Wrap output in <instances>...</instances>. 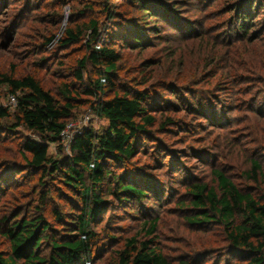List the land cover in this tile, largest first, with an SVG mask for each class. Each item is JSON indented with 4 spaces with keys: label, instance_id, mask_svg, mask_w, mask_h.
Instances as JSON below:
<instances>
[{
    "label": "rangeland",
    "instance_id": "374dc122",
    "mask_svg": "<svg viewBox=\"0 0 264 264\" xmlns=\"http://www.w3.org/2000/svg\"><path fill=\"white\" fill-rule=\"evenodd\" d=\"M254 2L258 11L246 30L238 31L228 12L233 0H0L1 70L15 78L35 77L58 101L62 84L76 87L78 101L65 135L59 143H47L50 158L68 159L78 134L85 129L101 134L109 126L92 111V99L75 77L88 38L65 45L68 29L98 23V38L121 57L118 91L144 93L147 112L156 118L135 158L110 164L147 196L129 206L105 198L108 205L92 225L99 236L91 264H115L131 239L155 241L171 264L237 263L222 226L189 221L196 214L188 189L197 183L216 188L218 170L241 191L264 200V180L249 174L252 161L264 172V0ZM230 71L246 80L237 84ZM1 93L13 112L10 92L3 87ZM18 132L0 148V157H10L12 140H37L21 128ZM51 174L27 169L8 175L0 186V221L42 216L60 236L64 222L83 204ZM2 231L0 225V250L9 254ZM41 252L50 254L48 242Z\"/></svg>",
    "mask_w": 264,
    "mask_h": 264
},
{
    "label": "trees",
    "instance_id": "16d2710c",
    "mask_svg": "<svg viewBox=\"0 0 264 264\" xmlns=\"http://www.w3.org/2000/svg\"><path fill=\"white\" fill-rule=\"evenodd\" d=\"M254 3V0H233L228 12L233 14L232 21L237 22L238 31H245L254 12L258 11L254 9ZM146 15L143 12V16ZM88 31L91 33L85 37ZM85 38H88V50L77 63L75 77L83 82V93L92 99V111L105 118L109 126L101 134L93 129L83 130L73 140L71 156L64 161L48 156L47 143H59L64 136L78 101L76 87L62 84L61 101H58L35 77L15 78L0 68V148L11 136L21 134L16 133L19 128L37 138L22 137L19 142L10 141L13 145L10 157H0V186L8 175L27 169L40 171L43 176L56 173L64 186L80 196L83 204L79 214H72L71 221L64 222L66 227L60 236L53 234L50 224L42 216L28 219L17 215L1 219L2 232L10 242V253L0 250V264H91L99 236L92 225L108 205L105 198L129 206L143 203L147 196L143 189L126 184L121 175L113 172L110 164H125L134 159L142 138L149 134L148 128L154 126L156 118L147 112L144 93L118 91L115 78L121 57L98 38L96 21L68 29L64 42L65 45L78 44ZM230 74L237 84L246 80L238 72L233 71L232 75L230 71ZM3 87L16 97L13 112L2 103ZM109 93H113V97H108ZM168 124L169 121L164 123ZM252 167L249 174L264 180L259 162L252 161ZM213 174L216 188L203 183L189 186L191 205L196 214L189 221L197 226L209 223L222 226L228 250L237 260L235 264H264V200L241 191L223 172L217 170ZM46 197H42L43 201ZM58 220L61 222V217ZM148 224L149 233H153L156 221ZM47 242L51 252L45 256L41 251ZM115 264L171 263L155 241L131 239L117 254ZM178 264L196 263L185 259Z\"/></svg>",
    "mask_w": 264,
    "mask_h": 264
},
{
    "label": "built area",
    "instance_id": "2783aa9c",
    "mask_svg": "<svg viewBox=\"0 0 264 264\" xmlns=\"http://www.w3.org/2000/svg\"><path fill=\"white\" fill-rule=\"evenodd\" d=\"M9 102H10V104L15 106L16 105V97L15 96H11L10 99H9ZM65 133H66V131H65ZM65 133H64V135H65Z\"/></svg>",
    "mask_w": 264,
    "mask_h": 264
}]
</instances>
